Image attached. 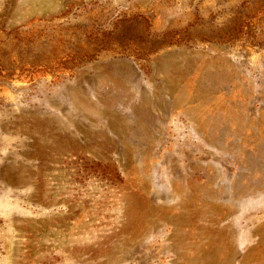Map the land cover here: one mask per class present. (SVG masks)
Returning a JSON list of instances; mask_svg holds the SVG:
<instances>
[{"label": "rangeland", "instance_id": "rangeland-1", "mask_svg": "<svg viewBox=\"0 0 264 264\" xmlns=\"http://www.w3.org/2000/svg\"><path fill=\"white\" fill-rule=\"evenodd\" d=\"M264 0H0V264H264Z\"/></svg>", "mask_w": 264, "mask_h": 264}, {"label": "trees", "instance_id": "trees-1", "mask_svg": "<svg viewBox=\"0 0 264 264\" xmlns=\"http://www.w3.org/2000/svg\"><path fill=\"white\" fill-rule=\"evenodd\" d=\"M263 13H264V10H263Z\"/></svg>", "mask_w": 264, "mask_h": 264}]
</instances>
